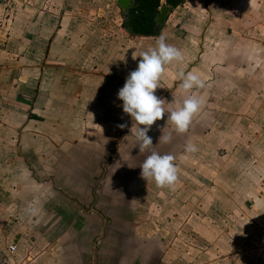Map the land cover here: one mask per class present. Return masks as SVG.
I'll return each instance as SVG.
<instances>
[{"label":"crops","instance_id":"crops-1","mask_svg":"<svg viewBox=\"0 0 264 264\" xmlns=\"http://www.w3.org/2000/svg\"><path fill=\"white\" fill-rule=\"evenodd\" d=\"M132 2L0 5V264H93L96 238L97 264H264V0H160L168 12L154 36L124 28ZM161 31L183 54L155 89L165 108L185 95L178 72L204 81L179 139L201 147L200 161L175 154L178 179L163 188L140 175L148 149L134 146L117 98ZM200 123L211 130L195 131ZM218 138L235 147L206 154ZM195 172L205 195H194Z\"/></svg>","mask_w":264,"mask_h":264},{"label":"clouds","instance_id":"clouds-1","mask_svg":"<svg viewBox=\"0 0 264 264\" xmlns=\"http://www.w3.org/2000/svg\"><path fill=\"white\" fill-rule=\"evenodd\" d=\"M154 46H149L139 53L141 58L134 70L129 72L123 86L117 92V98L122 102L124 113L128 114L131 121L129 131L135 139L134 146H138L140 152L154 146L152 138L147 135L154 121L160 120L167 113L166 122L170 125V131L161 134L158 141L169 143L172 133H184L189 128L204 99L194 89L204 86L201 75L196 71H180L177 78L180 80V89L185 95L182 99L172 100L174 107L165 108V101L155 94L159 86L160 78L166 65L173 61H182L183 54L180 49L166 42L163 31L154 38ZM125 124L118 127L124 128ZM185 153H194L197 146L191 141L183 146ZM175 157L171 153H159L151 150L139 165L140 175L147 181L151 179L157 187H172L178 179V169L174 163Z\"/></svg>","mask_w":264,"mask_h":264},{"label":"rangeland","instance_id":"rangeland-1","mask_svg":"<svg viewBox=\"0 0 264 264\" xmlns=\"http://www.w3.org/2000/svg\"><path fill=\"white\" fill-rule=\"evenodd\" d=\"M204 124H202V123H200V124H196V125H194V130L195 131H197V132H201V131H203V130H206V131H210L211 129H209L208 127H206V128H203L204 126H203ZM217 126V128H219L220 129V131H222L223 133L225 132V131H228L230 128H232L233 130H236V127H235V125L234 124H232L231 123V125L229 124V123H225V122H222V123H218V125H216ZM244 129V128H243ZM242 129V130H243ZM171 129H170V125L168 124V123H163V124H153V125H151L150 126V130H149V132L147 133V135L148 136H150L151 138H152V144L154 145V146H152V148H150V149H148L147 150V154L146 155H148L149 154V152L151 151V150H155V151H158L159 153H161V154H163V153H171L172 155H174V157H175V154H179L178 152H180L181 154H184L185 152H184V150H183V146L185 145V142H183V141H179V139L181 140V137H180V134L179 135H177V133H175V137H176V139H178V141L177 140H175L174 139V136H173V134H172V140L169 142V143H161V142H159L158 141V138H159V136H160V133L161 132H168V131H170ZM218 130V129H217ZM204 141V140H203ZM205 142H207V143H210V145L211 144H214L213 146L211 145V150H209V149H205V148H203V150H205V153L206 154H209V153H211L212 155H215V154H217V153H220V154H222V153H226V154H229L231 151H232V149L235 147V143H234V141L233 142H231L229 139H222V138H218V139H216V140H209V139H206V141ZM196 144V146H197V151L194 153L195 154V156L193 157L192 155H188V163L189 164H191V163H195V164H197V161H200V158H201V156L199 155V153H200V151H202V149H201V147L197 144V143H195ZM206 146H207V144H206ZM154 147H156L157 149H154ZM249 148V147H248ZM247 148V149H248ZM247 152V151H246ZM177 156V155H176ZM244 156L245 155H243L242 157L244 158ZM108 157V156H107ZM182 159H186V156H184V155H179L178 156V161H182ZM108 160V159H107ZM192 160H194V162L192 161ZM107 162V161H106ZM133 163H136L135 161H133ZM174 163H176V162H174ZM232 166H234V165H232ZM231 166V167H232ZM230 169H228L227 171H225V173H224V175L226 174V173H229L230 172V174H232V175H234V171H229ZM212 173L213 174H210L209 176H211L212 178H213V175L215 176L217 173H218V171H212ZM223 175V177H225ZM239 175H240V172H239ZM258 175L259 176H263L262 174H260V173H258ZM205 175L203 174V173H198V172H195V174H194V182H195V185H196V187H195V197H197L198 195H205V194H207V192H208V190H207V187H203V188H197V184H201V183H203V180L204 179H206L207 177H204ZM220 177H221V175H220ZM237 177V176H236ZM190 178H191V176H190ZM218 179V176H215V178H214V180H217ZM213 183L214 182H211V184H212V187L211 188H213ZM238 189L239 188H237V190L236 191H238ZM213 191H212V193L210 194V195H212V197L210 196V206L212 207L210 210H214V211H217V210H219V208H218V206H219V204H220V202H219V200H220V197H219V190H218V188H215V189H212ZM233 195H235V193H232ZM237 194H239V193H237ZM250 196H246V195H244L243 197H242V199H246L247 201H250V198H249ZM202 199V198H201ZM208 197H206L205 198V201H208ZM245 201V200H244ZM242 206H243V208H244V206H245V204H241ZM96 243H97V241H96ZM94 246V245H93ZM97 246V245H96Z\"/></svg>","mask_w":264,"mask_h":264},{"label":"trees","instance_id":"trees-1","mask_svg":"<svg viewBox=\"0 0 264 264\" xmlns=\"http://www.w3.org/2000/svg\"><path fill=\"white\" fill-rule=\"evenodd\" d=\"M182 2L183 0H166L167 6L172 8ZM159 11L160 0H133L125 15L123 26L130 35L154 36L160 28L156 21Z\"/></svg>","mask_w":264,"mask_h":264},{"label":"water","instance_id":"water-1","mask_svg":"<svg viewBox=\"0 0 264 264\" xmlns=\"http://www.w3.org/2000/svg\"><path fill=\"white\" fill-rule=\"evenodd\" d=\"M118 4L120 5V7H122L123 9H125L129 4H130V0H117ZM168 12V8L167 7H162L159 11V14L157 16V23L161 24L166 16ZM103 232V228L101 229ZM98 240V238H96L94 240V247H93V264H97L98 262V258H97V246H96V241Z\"/></svg>","mask_w":264,"mask_h":264},{"label":"built area","instance_id":"built-area-1","mask_svg":"<svg viewBox=\"0 0 264 264\" xmlns=\"http://www.w3.org/2000/svg\"><path fill=\"white\" fill-rule=\"evenodd\" d=\"M12 0H0V5L10 3ZM11 251H14L15 246L9 247Z\"/></svg>","mask_w":264,"mask_h":264}]
</instances>
